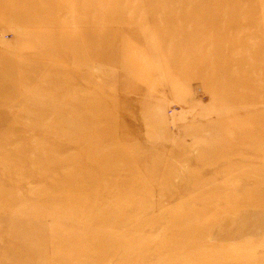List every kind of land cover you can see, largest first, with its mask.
Returning a JSON list of instances; mask_svg holds the SVG:
<instances>
[{
	"label": "rangeland",
	"instance_id": "rangeland-1",
	"mask_svg": "<svg viewBox=\"0 0 264 264\" xmlns=\"http://www.w3.org/2000/svg\"><path fill=\"white\" fill-rule=\"evenodd\" d=\"M0 264H264V0H0Z\"/></svg>",
	"mask_w": 264,
	"mask_h": 264
}]
</instances>
